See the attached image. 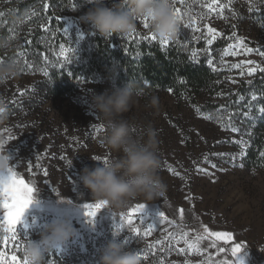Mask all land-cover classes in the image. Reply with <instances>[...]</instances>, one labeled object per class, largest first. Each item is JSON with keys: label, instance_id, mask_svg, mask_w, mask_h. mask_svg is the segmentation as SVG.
Segmentation results:
<instances>
[{"label": "rangeland", "instance_id": "1", "mask_svg": "<svg viewBox=\"0 0 264 264\" xmlns=\"http://www.w3.org/2000/svg\"><path fill=\"white\" fill-rule=\"evenodd\" d=\"M106 2L111 6L113 0ZM172 6L180 9V29L162 44L141 21L133 33L101 36L82 21L90 0H0V37L12 41L0 52V61L14 60L21 67L18 77L0 84L7 115L0 123V156L34 189L17 224V241L4 247L0 225V251L7 256L16 255L23 264L25 242L39 240L50 224L67 221L75 236L46 254L45 264H101L111 242L140 254L142 264H235V244L243 245L239 258L244 264H264V161H257L261 155L247 159L259 136L256 129L264 123V72L259 70L264 68L259 54L264 51V0H172ZM209 27L219 33L211 45ZM96 36L124 49L143 42L180 47L216 78L215 87L200 94L142 92L123 118L138 126L140 136L148 124L157 131L165 193L152 201L135 199L122 209L105 205L89 223L84 205L96 201L79 176L85 167L99 164L90 157L119 155L101 143L105 127L91 106L93 92L116 88L111 74H85ZM54 81L68 83L73 91L64 99L53 98L48 88ZM152 96L159 98L158 107L150 105ZM9 169L0 172V185L10 179ZM137 204L146 205L144 221L137 216L129 225L121 217ZM4 211L0 207V219ZM159 211L173 223L165 221L145 236ZM205 228L232 233L233 239L225 243L208 237ZM197 237H204L202 254L188 247Z\"/></svg>", "mask_w": 264, "mask_h": 264}, {"label": "clouds", "instance_id": "2", "mask_svg": "<svg viewBox=\"0 0 264 264\" xmlns=\"http://www.w3.org/2000/svg\"><path fill=\"white\" fill-rule=\"evenodd\" d=\"M90 3L92 7L83 15L82 21L101 36L133 33L137 30L138 21L144 18L161 41L173 40L180 29V18L173 10L172 0H113L111 6L106 0H90ZM11 47L10 39L0 37V52ZM20 72L21 67L16 61H0V84L18 77ZM142 95L144 93L131 82L116 87L111 93L91 94V106L105 127L101 143L119 155L106 160L90 157L99 164L85 167L79 180L96 202H105L106 206L114 209H122L138 198L155 200L166 190L158 174L161 161L157 131L148 124L140 136L137 134L138 126L123 118V114L129 112ZM150 105L158 107L159 98L152 96ZM6 118V111L0 104V123ZM8 169L7 157L0 156V172ZM75 234L67 221L50 224L39 240L24 243L21 250L23 264H45L46 254L60 249ZM101 264H142V257L125 250L122 243L111 242L103 251Z\"/></svg>", "mask_w": 264, "mask_h": 264}, {"label": "trees", "instance_id": "3", "mask_svg": "<svg viewBox=\"0 0 264 264\" xmlns=\"http://www.w3.org/2000/svg\"><path fill=\"white\" fill-rule=\"evenodd\" d=\"M95 42L96 49L84 68L85 74H111L116 87L131 82L144 93L168 90L175 95L183 91L200 94L215 87L216 77L212 71L203 62L191 61L180 47L163 49L157 42H143L135 49H124L118 44H107L99 36L95 37ZM72 91L71 85L59 81L48 88L50 96L57 99L66 98ZM256 130L259 136L247 153V159L252 161L264 153V123ZM257 161H264V156Z\"/></svg>", "mask_w": 264, "mask_h": 264}, {"label": "snow or ice", "instance_id": "4", "mask_svg": "<svg viewBox=\"0 0 264 264\" xmlns=\"http://www.w3.org/2000/svg\"><path fill=\"white\" fill-rule=\"evenodd\" d=\"M214 3H217L218 0H213ZM48 5H45V8H47ZM211 7V5H209ZM221 8H223V5H221ZM174 12L179 16L180 9L176 8L174 9ZM141 23L143 24V27L145 29L149 28V23L147 18H144L141 20ZM208 34L211 35V39L207 41L209 45L213 43V41L216 38V35H219V33L216 32V29L209 27L208 28ZM65 32L67 30L65 29ZM152 39H155V36L151 37ZM162 44H167L168 41H161ZM240 44H243V41H240ZM248 52H252L253 49L248 48ZM63 54V50H62ZM261 56H264V51L259 53ZM212 61L209 60V64H211ZM247 63L252 64V61H248ZM240 65H235V67H239ZM259 67V65H257ZM257 70L256 67L249 68L248 74L251 75ZM261 72H264V68L259 69ZM252 99H256L255 96L252 97ZM261 113H264V107L260 109ZM102 128V125L100 126ZM236 129H233L235 131ZM99 131V129H97ZM262 156H264V153H261ZM106 160V159H105ZM71 164V162H69ZM215 167V165H213ZM10 173V179L0 185V207H2L5 211L3 214L2 219H0V225L3 226V231L6 234L3 237L2 244L4 247H7L9 242H15L18 239L17 234V224L20 222L25 210L28 208L29 204L32 202V193L33 188L30 187L22 178H18L16 173L9 169ZM45 175H47V172H45ZM105 206V202H96L94 204H86L84 205L85 208V216L88 217V222L92 223L97 216V214L100 212V210ZM146 206L144 204H137L134 208L130 210L128 213V216L121 217L122 220H126V222L129 225H132L134 223V219L138 216L140 221H144V213H145ZM183 209H180L181 217H183ZM159 217V219H157ZM167 221V223L172 224L173 222L168 220V218L165 216V214L162 211H159L156 215V217L153 219L152 223L147 224L146 230H145V236H148L151 234V232L154 230L155 227H158L159 224ZM134 231L139 234V229H134ZM205 233L208 237H213L218 240H223L225 243L231 241L233 239L232 233L229 232H210L207 228H205ZM204 239V237H197L195 241H192L191 243H188V247L190 251H194L197 254H202L200 249V241ZM187 242V241H186ZM159 243V242H158ZM151 247V245L149 246ZM243 245L241 244H235L231 249V254L235 258V264H244L243 260L239 258V254L241 252V248ZM219 251L223 252L224 249L221 248ZM147 257H145L146 259ZM0 264H21V261L18 259L16 255H11L10 257L5 254V252L0 251ZM227 264V262H225Z\"/></svg>", "mask_w": 264, "mask_h": 264}]
</instances>
